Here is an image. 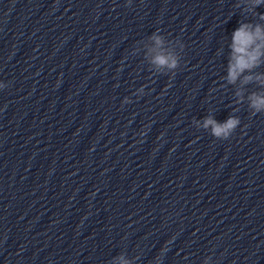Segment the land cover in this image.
Masks as SVG:
<instances>
[{
    "label": "clouds",
    "instance_id": "9594fccd",
    "mask_svg": "<svg viewBox=\"0 0 264 264\" xmlns=\"http://www.w3.org/2000/svg\"><path fill=\"white\" fill-rule=\"evenodd\" d=\"M131 0H129V4ZM264 6V0H237L236 8L241 9L244 19L232 32L228 45L230 51L227 60V84L239 87L235 93L237 103L243 102L245 85L256 84L258 91L248 93V107L253 115L264 113V72H257L256 69L264 66V14L258 13L257 8ZM251 18H255L253 22ZM157 45L162 44V38L153 36ZM151 63L157 68L175 70L178 67V58L172 53L159 51L153 57ZM126 97L123 103H129ZM240 125V119L230 115L223 123L218 122L212 116L204 119L202 127L211 128V135L217 139L226 140Z\"/></svg>",
    "mask_w": 264,
    "mask_h": 264
}]
</instances>
